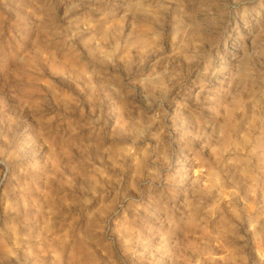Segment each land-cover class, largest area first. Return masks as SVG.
Wrapping results in <instances>:
<instances>
[{"label": "rangeland", "instance_id": "rangeland-1", "mask_svg": "<svg viewBox=\"0 0 264 264\" xmlns=\"http://www.w3.org/2000/svg\"><path fill=\"white\" fill-rule=\"evenodd\" d=\"M0 264H264V0H0Z\"/></svg>", "mask_w": 264, "mask_h": 264}]
</instances>
